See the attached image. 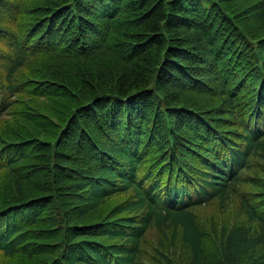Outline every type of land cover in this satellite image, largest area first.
<instances>
[{
	"label": "trees",
	"instance_id": "16d2710c",
	"mask_svg": "<svg viewBox=\"0 0 264 264\" xmlns=\"http://www.w3.org/2000/svg\"><path fill=\"white\" fill-rule=\"evenodd\" d=\"M0 264H264V0H0Z\"/></svg>",
	"mask_w": 264,
	"mask_h": 264
}]
</instances>
